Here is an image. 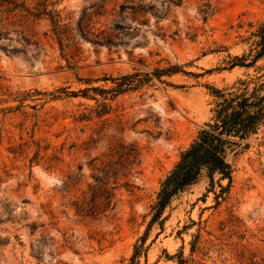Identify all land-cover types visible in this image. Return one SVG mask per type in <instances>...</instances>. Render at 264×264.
Wrapping results in <instances>:
<instances>
[{
    "label": "rangeland",
    "instance_id": "obj_1",
    "mask_svg": "<svg viewBox=\"0 0 264 264\" xmlns=\"http://www.w3.org/2000/svg\"><path fill=\"white\" fill-rule=\"evenodd\" d=\"M263 23L264 0H0V264H264V129L154 220L214 90L264 77L233 67Z\"/></svg>",
    "mask_w": 264,
    "mask_h": 264
},
{
    "label": "trees",
    "instance_id": "obj_2",
    "mask_svg": "<svg viewBox=\"0 0 264 264\" xmlns=\"http://www.w3.org/2000/svg\"><path fill=\"white\" fill-rule=\"evenodd\" d=\"M44 14H47L46 10L30 13L36 20ZM50 15L53 16V12ZM54 23L58 27L60 22L57 20ZM254 37L255 49L251 57H236L233 60L234 68H253L264 58V23ZM239 84L245 89L241 94L214 90L217 99L214 120L200 130L196 140L182 152L180 161L161 182L155 221L162 217L176 196L199 183L204 176L210 181V189L214 187L217 177L220 182L228 180V187L233 183L231 153L264 129V77L250 78ZM250 86L253 87L249 92Z\"/></svg>",
    "mask_w": 264,
    "mask_h": 264
}]
</instances>
